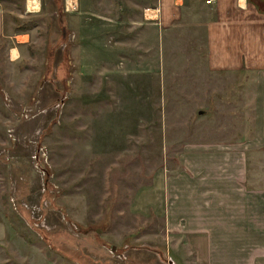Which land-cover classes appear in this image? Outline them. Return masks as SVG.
I'll return each mask as SVG.
<instances>
[{
	"label": "rangeland",
	"instance_id": "rangeland-1",
	"mask_svg": "<svg viewBox=\"0 0 264 264\" xmlns=\"http://www.w3.org/2000/svg\"><path fill=\"white\" fill-rule=\"evenodd\" d=\"M121 1L134 10L97 0L96 45L64 17L47 33L38 21L18 68L0 52V264H200L155 212V180L187 152L237 142L264 189V70L210 68L185 17L143 39L122 30Z\"/></svg>",
	"mask_w": 264,
	"mask_h": 264
},
{
	"label": "crops",
	"instance_id": "crops-1",
	"mask_svg": "<svg viewBox=\"0 0 264 264\" xmlns=\"http://www.w3.org/2000/svg\"><path fill=\"white\" fill-rule=\"evenodd\" d=\"M123 3L117 13L122 30H136L143 39L147 33L157 36L163 28L181 25L185 17L193 28L205 29L203 51L210 68L264 70V0H135L133 11ZM96 7L97 0H0V52L18 68L21 57L26 59L28 38L41 28L38 21L45 19L47 33L54 22L65 27L64 17L77 25L75 36L96 45L93 38L100 18ZM85 19L91 22L83 24ZM196 19H203L201 25L195 24ZM129 20L133 25H125ZM90 60L96 68V58ZM252 145L257 148L252 139L244 144ZM221 147L204 154L187 152L181 158V172L164 184L155 180L153 186L162 196L154 202L155 212L164 213L170 231L193 246L200 264H264L260 263L264 262V189H250L237 142ZM6 234L0 222V243Z\"/></svg>",
	"mask_w": 264,
	"mask_h": 264
}]
</instances>
